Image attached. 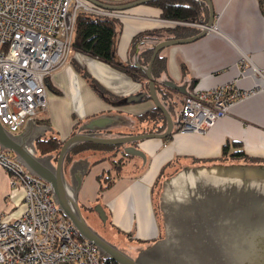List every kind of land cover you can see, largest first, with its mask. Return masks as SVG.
<instances>
[{"label": "crops", "instance_id": "crops-1", "mask_svg": "<svg viewBox=\"0 0 264 264\" xmlns=\"http://www.w3.org/2000/svg\"><path fill=\"white\" fill-rule=\"evenodd\" d=\"M100 1L123 3L130 0ZM209 1L214 13L212 30L193 42L169 46L160 51L164 74L159 69L155 78L156 87H161L162 76L165 75L179 90L175 95L179 105L192 80L196 82L191 92L227 83H233L243 91H258L234 104L202 135L175 132L167 141L149 139L136 143V147L146 155L145 163L137 158H128L121 167L126 166L131 171L115 180L113 186L117 192L111 198H108L107 191L103 193L113 227L121 232H133L129 239L132 242H128L124 249L134 254L161 235L154 207L152 174L161 167L171 165L175 157L199 161V164L211 163L221 156L225 145L228 152H232V142H237L247 157L264 162V82L254 71L255 68L264 73V14L258 0ZM118 21L119 29L113 45L118 65L129 61L132 39L140 33L179 25L200 29L190 23L162 19L160 9L150 4L139 5L125 15L119 14ZM161 41H164L163 38ZM242 58L247 59L246 63H240ZM136 77L137 80H133L125 70L71 50L67 63L48 77V82L60 94L48 91L46 109L39 112L35 119H45L47 125H40L48 128L44 134H62L61 138L58 137L62 141L68 138L75 123L80 122V125L104 114L123 115L129 121L125 126H117L107 133H140L147 125H137L135 120L150 111L153 104L143 76L138 74ZM88 157L81 156L75 160ZM94 160L90 162L88 159L90 167ZM105 162L97 163L100 171L109 170L110 166L105 167ZM12 191L7 173L0 169V205L3 201L6 212H2L7 219L15 218L22 209L21 192L15 190L14 194Z\"/></svg>", "mask_w": 264, "mask_h": 264}, {"label": "water", "instance_id": "water-1", "mask_svg": "<svg viewBox=\"0 0 264 264\" xmlns=\"http://www.w3.org/2000/svg\"><path fill=\"white\" fill-rule=\"evenodd\" d=\"M83 1L102 11L122 13L134 6L160 0ZM201 1L207 6L208 18L199 33L157 43L147 66L142 69L153 108L165 118L166 128L162 133L109 135L107 131L125 126L129 121L123 115L104 114L81 123L75 133L63 141L53 163L52 154L37 156L34 147V140L44 136L48 128L29 119L20 132L11 133L0 122V151L10 153L28 173L51 186L57 210L72 223L81 239L97 248L102 260L116 264H264V163L185 166L165 178L158 198L163 236L134 256L106 240L82 215L78 192L90 167L88 159L72 161L67 177L64 173L67 154L82 143L126 146L122 149L123 155L140 159L143 164L146 155L133 144L171 136L174 122L166 105H176L175 95L179 90L169 81L162 86L170 95L159 94L151 72L152 64L162 49L193 42L209 31L214 13L209 0ZM96 211L104 221L102 207L98 206Z\"/></svg>", "mask_w": 264, "mask_h": 264}, {"label": "built area", "instance_id": "built-area-1", "mask_svg": "<svg viewBox=\"0 0 264 264\" xmlns=\"http://www.w3.org/2000/svg\"><path fill=\"white\" fill-rule=\"evenodd\" d=\"M78 12L118 18L83 0H0V122L11 133L46 109L45 78L66 64ZM254 71L264 82V73ZM257 91L227 83L191 92L182 100L176 132L206 133L234 104ZM0 169L22 201L13 219L0 211V264H100L97 248L57 210L48 183L8 152L0 151Z\"/></svg>", "mask_w": 264, "mask_h": 264}, {"label": "trees", "instance_id": "trees-1", "mask_svg": "<svg viewBox=\"0 0 264 264\" xmlns=\"http://www.w3.org/2000/svg\"><path fill=\"white\" fill-rule=\"evenodd\" d=\"M260 9L262 13L264 14V1L258 0ZM150 5L155 6L160 9L161 11V17L162 19L169 20V21H175V22H183V23H190L195 25H204L208 18V9L206 4L201 0H160L150 3ZM119 29V21L116 17H104V16H96L91 15L85 12H78L75 19L74 24V32L72 37V49L75 51H78L82 54H85L89 57L95 58L111 67L119 68L122 70H125L129 74H131V77L133 80H137L136 75L143 76V82L144 86L147 87V81L145 78V74L142 71L144 69L149 61L151 52L153 50V47L161 42L162 38L163 40H170V39H183L187 37H191L197 33H199L200 29H196L194 27L190 26H176L169 29H160V30H154L151 32L146 33H140L137 36H135L132 39L130 50H129V61L126 64H119L116 63L114 59V37ZM160 52L156 55L154 62L152 64V76L154 79L156 78V74L161 70L160 72H164L162 68V57L159 55ZM138 65L139 67H136L135 65ZM164 74V73H163ZM163 79L161 83L169 82L165 75L162 76ZM156 82V79H155ZM196 80H192L190 83V89L187 92L188 94L191 93V90L195 84ZM161 84V87H156V90L159 94H168L170 93L166 92ZM45 87L48 88L49 92L53 94H60V91L56 89L53 85H51L48 82V77L45 78ZM162 96V95H161ZM147 98V97H146ZM164 95L162 100H164ZM165 101V100H164ZM165 103V102H164ZM176 105H178L176 100ZM176 105H166L167 110L169 111L171 117L174 116L175 111H178V106L176 108ZM178 113H176V116ZM36 123H39L41 125H47V121L45 119H35ZM79 123H75L72 126L71 132L69 136L73 135L79 126ZM135 124H150L149 126H146V128L140 132L141 133H162L165 130L166 122L164 116L158 111V109L153 108L144 113L143 115L139 116L135 120ZM177 124L173 127V132L171 136L176 132ZM131 133H121L118 132L115 135L117 136H123V135H132ZM68 136V137H69ZM171 136L163 139L164 141H167ZM63 141L53 137L51 135L46 140H39L37 141V150L39 151V154H53L56 155L62 145ZM233 151L228 152V146L225 145L222 148V154L221 156L211 161V163H221V164H231V163H242V164H258V163H264L260 160L249 158L247 157L244 152L240 149V145L237 142H232ZM121 147V149H120ZM84 151H90V154L98 153L99 157L95 158V160L91 163V165L108 161L112 163L111 169H118L123 165L124 157L122 153V146H102V145H96L92 143H82L75 148H73L67 157L66 163L69 165L72 161H74L76 158H79ZM82 152V153H81ZM112 153L111 155L109 153ZM119 152L122 154V156L118 157L117 160L111 159L114 154ZM57 156V155H56ZM79 156V157H78ZM13 157V156H12ZM65 161V160H64ZM111 169L106 171V176L104 175L97 177L98 182V194H101L102 192L108 190L111 188L115 180L120 177L118 173L115 175L111 174ZM179 169H176L174 172H172L167 177L173 175L175 172H177ZM102 179V180H101ZM161 183H159L158 189L155 192V211L157 214V217L160 218V212L158 209V198H159V192L161 189L160 186ZM153 193V192H152ZM82 212V211H81ZM86 220V219H85ZM128 239H131L130 234H126ZM161 236V235H160ZM100 264H116L115 262L111 260H100Z\"/></svg>", "mask_w": 264, "mask_h": 264}, {"label": "rangeland", "instance_id": "rangeland-1", "mask_svg": "<svg viewBox=\"0 0 264 264\" xmlns=\"http://www.w3.org/2000/svg\"><path fill=\"white\" fill-rule=\"evenodd\" d=\"M136 7L137 6H134V7L130 8V9L126 10L125 12L118 13V15L119 14L120 15H125L126 12L132 11ZM211 28H209V30ZM71 50H73V49H71ZM68 59H69V57H68ZM48 91L49 90L47 88L46 89V93ZM177 106H178V108H177ZM179 106L181 107V105H179V104L176 105V108L178 109V111L180 109ZM178 111L176 110L175 113H174V116H172V120H173L174 123L176 122V113ZM40 112H42V111H40ZM107 134L112 135L111 133H107ZM134 134H136V133H134ZM137 134H139V133H137ZM51 135H53V137H56V138H58V137L61 138V136H62V134L60 135L59 133H58V135H56V132L55 133L51 132ZM89 153H90V151H85V152H83L80 155L83 157V156L89 155ZM56 155H53V157L55 159H56ZM95 156H97V155H90V157H88L89 161L91 162L95 158ZM111 164L112 163L110 162V160H108V161L105 162L104 166L108 168V166H110ZM195 164H199V161L195 162V161H191L190 159H184V158L180 159V157H177V158L175 157L172 160L171 165H166L164 167H161L158 172H156V173L154 172L152 174V175H154V177H153V187H152L154 206H155V197H154L155 196V192L158 189L159 183H161L163 181V178L166 177L168 174H171L172 172H174V170L181 169V167L179 168V166H194ZM203 164L210 165L212 163H209L208 161H206ZM97 165L98 164H96V165L94 164L93 166H91L89 171L84 176L82 184H81V187H80V190H79V193H78V203H79V206H80V209L82 211V215L83 216H84V214H86L85 211H86L87 207H93V209L94 208L96 209L98 206L102 207V210L104 211V214L106 216L104 224H102L101 221H99L98 219L94 218L91 215H90V217H88V219L86 221L96 231H98L97 227H99L100 230H105V235H103L99 231L98 232L100 234H102L103 237L106 238V240L111 242L113 245H116V244L120 245V247H118V248L123 250L124 247L128 244V242H132V240L128 239L126 234H130V237L132 238L133 232L130 231L128 233H125V232H121V230H118L117 228L113 227L112 222H111L110 209H109V206L105 205V201H104V198H103V193H105L107 191V193H109L108 198H111L112 195H114L117 192V190H116V188H114L115 186H112L111 188H109L108 190L102 192L101 194H98V192H96V190H98V184H97L98 182H97L96 174H99V172H100V168H98L100 166H97ZM128 170L131 171L129 168L126 169V166L120 167L119 169H111V174L115 175L116 173H118V175H120L122 177L124 175V173H127ZM160 186H161V184H160ZM12 190L10 189V191H12ZM160 191H161V189H160ZM12 192L14 194H16L15 190L12 191ZM17 193H19V192H17ZM5 194L6 193H4L3 196ZM159 194H160V192H159ZM4 205L5 204L2 201V204L0 205V211H5L6 212V209H5L6 206H4ZM158 219H159V225H160V228H161V236L159 238H162L163 229H162L161 214H160V218L158 217ZM141 244L145 245L147 243L146 242H141ZM124 251H126L131 256L135 255L134 253H131L129 250L124 249Z\"/></svg>", "mask_w": 264, "mask_h": 264}, {"label": "flooded vegetation", "instance_id": "flooded-vegetation-1", "mask_svg": "<svg viewBox=\"0 0 264 264\" xmlns=\"http://www.w3.org/2000/svg\"><path fill=\"white\" fill-rule=\"evenodd\" d=\"M180 107V106H179ZM178 113V112H177ZM178 117H179V114H177V116H176V122H175V125L177 124V122H178ZM37 125L38 126H40L41 124H39V123H37ZM150 124H147V126H149ZM51 135L50 134H44V136H41L40 138H37L36 140H34V147H35V150H36V155L37 156H43V155H46V154H39V151L37 150V141H39V140H46L47 138H49ZM115 136H117V135H115ZM134 146H136V143H134L133 144ZM124 147H126V146H122V149L124 148ZM120 149H121V147H120ZM85 152V151H84ZM82 153V152H81ZM112 153H114V152H111V153H109L110 155L112 154ZM68 155V154H67ZM90 155H97V156H95V158H97V157H99V154H97V153H95V154H90L89 153V155H86V156H90ZM120 156H122V154H120L119 152H117L116 154H114L113 155V157H111V159H114V160H117V158L118 157H120ZM85 157V156H84ZM66 161H67V157L65 158V161H64V173H65V175H66V177H67V169H68V164L69 163H66ZM126 161H128V157H124V161H123V164L126 162ZM52 162L54 163L55 162V158L53 157L52 158ZM111 167H112V164L110 165V168L109 169H111ZM106 169H103L102 171H100L99 172V174L97 175V177L98 176H101V175H104V177L106 176ZM96 177V178H97ZM102 180V179H101ZM85 213L86 214H84V217H85V219L87 220L88 219V217H90V215L91 216H93L94 218H96V219H98L99 221H101V223L102 224H104L105 223V220L104 221H102L101 220V218H100V216H99V213L96 211V209L94 208L93 209V207H87L86 208V211H85ZM105 215V214H104ZM98 229V231L100 232V233H102L103 235H105V230H100V228L99 227H97ZM98 232V233H99ZM101 234V235H102ZM102 235V236H103ZM106 239V238H105Z\"/></svg>", "mask_w": 264, "mask_h": 264}, {"label": "bare ground", "instance_id": "bare-ground-1", "mask_svg": "<svg viewBox=\"0 0 264 264\" xmlns=\"http://www.w3.org/2000/svg\"><path fill=\"white\" fill-rule=\"evenodd\" d=\"M34 120H35V118H34Z\"/></svg>", "mask_w": 264, "mask_h": 264}]
</instances>
